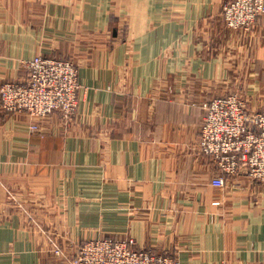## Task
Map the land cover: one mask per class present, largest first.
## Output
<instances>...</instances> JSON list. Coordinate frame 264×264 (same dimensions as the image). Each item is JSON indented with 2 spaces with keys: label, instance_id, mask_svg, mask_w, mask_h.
I'll return each mask as SVG.
<instances>
[{
  "label": "crops",
  "instance_id": "crops-1",
  "mask_svg": "<svg viewBox=\"0 0 264 264\" xmlns=\"http://www.w3.org/2000/svg\"><path fill=\"white\" fill-rule=\"evenodd\" d=\"M113 1L114 40L98 33ZM226 1L51 0L45 35L0 0V83L35 55L74 60L80 83L69 121L0 107V264H66L54 245L72 255L100 237L181 264H264V184L242 172L214 186L197 147L204 102L239 87L264 111V16L228 28Z\"/></svg>",
  "mask_w": 264,
  "mask_h": 264
},
{
  "label": "built area",
  "instance_id": "built-area-1",
  "mask_svg": "<svg viewBox=\"0 0 264 264\" xmlns=\"http://www.w3.org/2000/svg\"><path fill=\"white\" fill-rule=\"evenodd\" d=\"M264 16V0H227L223 5L226 27L251 29ZM24 80L0 83V107L27 113L38 120L59 112L72 119L79 103L77 64L71 59L35 55L24 61ZM205 114L199 130L198 149L218 166L212 184L223 187L227 176L246 173L264 184V111L249 108L248 99L232 91L203 103ZM37 131L38 124L30 126ZM132 237L93 238L83 241L70 255L62 247L53 252L66 264H181L171 255L139 249Z\"/></svg>",
  "mask_w": 264,
  "mask_h": 264
},
{
  "label": "rangeland",
  "instance_id": "rangeland-1",
  "mask_svg": "<svg viewBox=\"0 0 264 264\" xmlns=\"http://www.w3.org/2000/svg\"><path fill=\"white\" fill-rule=\"evenodd\" d=\"M65 3H67V0H64ZM20 2L24 3L20 5ZM38 3L39 8L37 9L35 3ZM51 0H11L10 5L6 3L5 5V10L10 9L11 11V20L13 21H21L24 18L27 17L28 21V27L29 29H37L38 32H43L45 35H50L51 34V29L46 28L47 26V20L48 16L51 15L49 11H51V6H49ZM115 1H113L112 8L109 10L108 14V21L106 24H104L100 29V32L102 33L101 35L107 34L110 39H115L117 33H121V28L123 29V24L121 21L117 20L118 14L115 13ZM111 5V4H110ZM115 10V11H114ZM66 7H60L59 11V16H60V27L59 30L61 33H64L66 31L65 29V24H63V19L66 15ZM55 16V15H54ZM50 21V19H49ZM80 27V26H79ZM79 29H76L78 31ZM118 30V31H117ZM81 34L71 36V44H81ZM114 42V41H113ZM72 60V59H71ZM74 61V60H73ZM239 84V82L237 83ZM236 84V85H237ZM234 91H239L241 90L239 87H234ZM57 246L61 247L59 244H56ZM63 248V247H62ZM64 249V248H63ZM52 254L57 257L59 260H63L60 256H57L53 252V247L51 248ZM65 250V249H64ZM67 253V251H65ZM69 254V253H67Z\"/></svg>",
  "mask_w": 264,
  "mask_h": 264
}]
</instances>
